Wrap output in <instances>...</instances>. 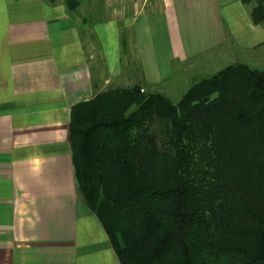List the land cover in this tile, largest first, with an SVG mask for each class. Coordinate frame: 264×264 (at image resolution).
Here are the masks:
<instances>
[{"label": "crops", "instance_id": "1", "mask_svg": "<svg viewBox=\"0 0 264 264\" xmlns=\"http://www.w3.org/2000/svg\"><path fill=\"white\" fill-rule=\"evenodd\" d=\"M137 6L119 18L124 43L109 19L93 45L60 1L0 0V264H120L78 193L69 143L71 109L97 95L98 69H139L152 88L220 61L264 71V25L242 0Z\"/></svg>", "mask_w": 264, "mask_h": 264}, {"label": "trees", "instance_id": "2", "mask_svg": "<svg viewBox=\"0 0 264 264\" xmlns=\"http://www.w3.org/2000/svg\"><path fill=\"white\" fill-rule=\"evenodd\" d=\"M62 1L71 16L79 0ZM242 2L264 25V0ZM69 143L120 264H264V71L229 66L176 105L137 86L98 94L72 107Z\"/></svg>", "mask_w": 264, "mask_h": 264}, {"label": "rangeland", "instance_id": "3", "mask_svg": "<svg viewBox=\"0 0 264 264\" xmlns=\"http://www.w3.org/2000/svg\"><path fill=\"white\" fill-rule=\"evenodd\" d=\"M59 1L63 4L62 0ZM142 1L143 0H79V5L76 11L69 16L76 25V28L80 32L82 38L93 45L96 43L94 41L93 34L94 24L112 19L118 23L117 27L119 31L121 30L122 41L124 43V32H122V26L120 24L121 22H119V18L123 12L126 15V12H128L132 5L135 7L137 12V5ZM246 4L252 8V4H254V2ZM130 12L132 13V10H130ZM123 52H125L124 49ZM131 52L134 53L132 50L130 53ZM127 61L128 60L124 58V64H126ZM227 66L228 65L224 64V61H220L214 69H181L175 73L174 78L170 82L154 88L148 86L144 83V81H142L139 69H122V75L116 78L109 77L106 74L104 75L101 71L103 69H98L99 73L97 83L98 88L100 89L97 90V95L104 92L106 93L110 91L129 89L137 86L141 88V92L143 94H159L165 97V99H167L171 104L176 105L184 93L192 85L219 73L220 71L226 69ZM106 81L107 83L105 84ZM135 109L136 107H132L128 113H131Z\"/></svg>", "mask_w": 264, "mask_h": 264}]
</instances>
